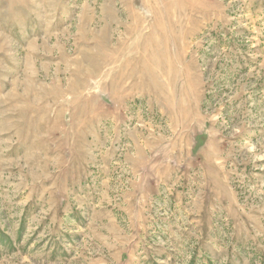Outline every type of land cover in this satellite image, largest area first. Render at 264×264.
I'll list each match as a JSON object with an SVG mask.
<instances>
[{
	"label": "rangeland",
	"instance_id": "374dc122",
	"mask_svg": "<svg viewBox=\"0 0 264 264\" xmlns=\"http://www.w3.org/2000/svg\"><path fill=\"white\" fill-rule=\"evenodd\" d=\"M0 264H264V0H0Z\"/></svg>",
	"mask_w": 264,
	"mask_h": 264
}]
</instances>
